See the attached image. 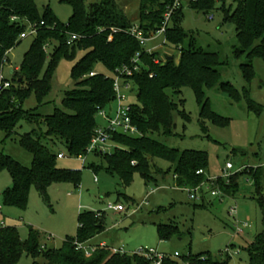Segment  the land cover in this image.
<instances>
[{"label":"trees","instance_id":"obj_1","mask_svg":"<svg viewBox=\"0 0 264 264\" xmlns=\"http://www.w3.org/2000/svg\"><path fill=\"white\" fill-rule=\"evenodd\" d=\"M72 7V15L67 23L57 20L48 5L40 15L34 0H0V72L8 61L7 53L21 40L19 35L28 23L37 25L33 42L23 56L10 79V87L0 93V131L10 137L18 121L22 118L34 123L37 132L20 135V145L32 155L30 167H24L10 156L0 151V172L7 170L11 185L3 191L4 204L25 208L28 193L32 186L38 196L48 202V189L52 184L69 183L78 187L81 181L80 170L64 169L57 166V155L52 146H64L69 157L85 156L86 148L95 129V116L105 109L115 98L113 78L103 74L89 76L95 63L103 64L109 71L115 72L123 66L132 68L131 59L138 52L137 70L127 77L132 85L136 103H131L130 115L140 135L130 136L115 132L112 141L117 144L110 152L95 153L103 158L105 172L118 178L121 186L128 185L134 173H138L146 185L157 184L171 173L173 183L180 188H195L200 183H207V153L196 150H178L169 148L151 137L154 133L173 135L174 122L172 114L178 111V104L167 94L170 89L178 95L183 86L192 88L199 105V118L202 129L204 121L209 120L218 125H226L228 118L215 113L206 97L205 90L217 87L234 101L240 100V93L229 83L221 81L217 67L222 61L217 51L198 47L193 38L180 27L182 4L173 11L170 22L164 32L165 43L179 49L178 59L167 56L164 62L157 52H147L139 42L127 33L134 25L114 0H99L85 5V0H60ZM139 18L136 21L145 37L155 32L162 24L164 13L174 0H138ZM189 6L204 12L214 8L215 0H189ZM224 21L235 26L237 46L236 57H245L240 65L243 76L251 82L255 76L253 60L264 59V0H237L233 10L225 9ZM43 22V24H40ZM117 31L112 33L111 28ZM68 33L80 34L81 38L67 44ZM112 35L108 41V36ZM49 54L45 45L52 46ZM76 49H83L84 55L72 67L71 75L75 87L66 91L61 101L62 109L42 115L37 109L24 111L22 104L32 93L38 104L48 94L51 79L58 61L64 57L73 59ZM183 100H181V103ZM250 110L259 114L262 106L247 98ZM179 114L189 120L184 111ZM154 158L167 161L166 170L152 163ZM93 171L95 167L89 166ZM202 170L198 174L197 171ZM262 172V173H261ZM249 174L253 179V199L261 211L263 229L249 243L246 252L249 264H264V191L262 180L264 167L257 171L236 172L227 180L217 178L210 185L223 195L233 196L239 188V177ZM133 201L131 198H127ZM201 202L197 207H207ZM104 213L96 211L79 212L77 231L74 237H66L59 249H40V233L32 227L28 235L21 239L16 227L0 225V264H18L22 254L33 258H44L52 264H152L137 254L113 252L109 246H96L86 255L77 244H85L105 229ZM177 233L173 223L158 224L159 240H168ZM229 255V254H228ZM180 261L191 264H230L229 256L217 259L209 253L181 257ZM178 259L166 258L161 264H179Z\"/></svg>","mask_w":264,"mask_h":264},{"label":"rangeland","instance_id":"obj_2","mask_svg":"<svg viewBox=\"0 0 264 264\" xmlns=\"http://www.w3.org/2000/svg\"><path fill=\"white\" fill-rule=\"evenodd\" d=\"M99 0H85V5L97 3ZM121 11L132 21L139 18L138 0H114ZM182 1V17L180 27L193 38L194 43L204 50L217 51L221 58V65L217 67L221 81L229 82L239 93L240 100L234 101L217 87L206 89L212 110L218 115L228 118L226 125H218L212 121H204L202 129L199 118V105L191 87L183 86L178 95H173L170 89L167 94L178 104V111L173 112V135L166 136L154 133L152 138L169 148L178 150H196L207 153L209 179L225 178L229 174L238 172L257 171L264 167V59L253 60L255 73L251 82L243 76L240 65L245 63V57H236L234 47L237 46L235 26L224 21L225 9L233 10L237 0H215L214 8L207 13L189 6V0ZM38 13L41 15L46 5L50 7L57 20L67 23L72 15V7L60 0H34ZM208 16H212L211 19ZM26 29V28H25ZM33 42L29 35L19 41L8 53V61L4 64L2 73L10 79L14 70L18 69L24 54ZM52 46L46 48L47 54ZM146 51H155L159 56L168 54L178 59L176 46L165 43L163 34H156L145 41ZM83 49H76L73 59L62 57L53 72L51 87L48 94L38 104L32 93L22 104L24 111L37 109L42 115L53 113L55 109H62L61 101L64 93L75 87L71 69L84 55ZM91 70L96 74L114 77L103 64L95 63ZM127 103H136L134 93L124 91ZM247 98L262 106L261 112L256 114L247 105ZM181 100L183 102L181 103ZM115 107L111 102L104 109ZM179 111H184L189 120H185ZM96 124L104 126L105 121L98 114ZM44 127L38 128L34 123L22 118L18 121L14 133L5 137L0 131V151L10 156L24 167L32 164V155L20 145V135L37 132L40 134ZM60 151L64 157L56 160L58 167L81 171V181L78 187L72 184H52L48 189V202H44L32 186L28 193L25 208L12 204H4L3 191L11 185V177L7 170L0 172V225L16 227L23 240L28 235V228L32 227L40 233V249H59L66 237H74L77 231V216L79 212L100 211L104 213L105 231L85 244L92 248L104 242L110 248L122 249L126 253H133L140 248H154L165 254L179 253L181 257L189 253L196 255L209 253L217 259L229 256L230 264H249L246 249L254 236L262 229L261 211L253 199L254 185L249 174L239 177L238 191L233 195L210 194L212 181L200 183L202 193L194 201L188 197L184 188L176 187L171 173L157 184L147 186L138 173H134L128 185L121 186L118 178L105 172L106 164L102 157L93 154L86 156L88 166L75 157H69L64 146H52ZM227 161L233 164L231 170L225 171ZM155 166L166 170L170 164L162 159L152 160ZM262 173V172H261ZM97 178V181L94 180ZM264 191V178L262 180ZM131 198L133 201L127 199ZM108 202L120 203L125 206L123 212L107 209ZM202 203L207 207H197ZM234 208L232 214L230 209ZM248 226L238 232L243 223ZM173 223L177 233L168 240H159L158 224ZM227 248V249H226ZM228 250V251H227ZM229 254V255H228ZM181 259V258H180ZM180 259H178L180 261ZM38 262L47 263L39 257ZM33 258L22 254L18 264H32Z\"/></svg>","mask_w":264,"mask_h":264},{"label":"built area","instance_id":"obj_3","mask_svg":"<svg viewBox=\"0 0 264 264\" xmlns=\"http://www.w3.org/2000/svg\"><path fill=\"white\" fill-rule=\"evenodd\" d=\"M182 4L181 0H174L173 3L168 7L166 12L164 13V18L162 21L161 26L159 29H157L155 32H151L148 37H145L142 33V30L139 28L137 24L132 25L128 30L127 33L130 34L132 37H134L141 46H144L145 41L148 38H152L156 34H163L166 30V27L168 26L170 22L171 15L174 10H176L180 5ZM209 19L212 18V16H208ZM40 24H43V22H40ZM112 33L116 32V28H111L110 29ZM37 31V25L28 23L27 27L24 31H22L19 35L20 39H23L29 35H34ZM81 38L80 34L76 33H68V39H67V44H72L75 40ZM112 35L110 34L108 36V41L111 40ZM48 45L44 46V49ZM177 52L179 53V49L176 48ZM147 52H152V51H147ZM138 56L139 53L137 52L134 57L131 59L132 68L123 66L120 69H116L114 72V77L113 78V90L115 92V98L113 102H115V107L112 109H109V113H107L104 109H101L98 111V115L101 116V118L104 119L105 125L104 126H98L95 129V133L92 136L89 145L86 148V154L85 156H78L77 158L80 159L83 163H85L86 156L87 155H93L95 153H106L110 152L113 148L117 146L112 139L111 136L113 133L118 132L130 136H137L140 135V132L135 124L132 122V118L130 115V110H131V103L126 102V95L124 91H132V85L128 81L127 77L130 76L133 72V70H137L139 68L137 62H138ZM168 54H164L163 56H159V59H154L155 63L159 62H164L166 60V57ZM96 73L91 71L89 73V76H93ZM11 85L10 81L3 76L2 71L0 72V93L9 88ZM133 92V91H132ZM64 157L63 153H60L57 155V158H62ZM263 162H264V156H263ZM233 168V164L230 161H227L224 167L225 171L231 170ZM243 167L241 166L238 169V172L241 171ZM198 174L202 173V170L197 171ZM232 175L229 174L227 175L224 179L227 180V178ZM217 179V178H216ZM216 179H209L208 182L212 181V183ZM94 180L97 181V178L94 177ZM202 184V183H201ZM202 185L200 184L196 186L195 188H185L188 192V197L190 200L194 201L195 199L198 198L199 194L202 193L203 190H201ZM210 194L212 196H216L218 194H221V192L218 189H211ZM107 209L115 211V212H123L125 210V206L120 204V203H112L108 202L106 205ZM230 212L232 214L235 213L234 208L230 209ZM3 225V224H2ZM248 223H243L241 225V228H237L238 232H242V229L247 227ZM99 246L104 247L107 246L105 243H100ZM78 248H81L84 250L86 255H90L96 248V246L92 248H88L85 246V244H77ZM227 249V248H226ZM113 252H120V253H125L122 249H115L111 248ZM228 251V250H227ZM129 254H137L141 257H143L145 260L150 261L152 264H161L162 261L166 258H171V259H180L181 256L179 253L175 252L174 254H165L162 252L157 251L154 248H149V249H143L140 248L136 252L129 253ZM179 264H191L188 261H180Z\"/></svg>","mask_w":264,"mask_h":264},{"label":"crops","instance_id":"obj_4","mask_svg":"<svg viewBox=\"0 0 264 264\" xmlns=\"http://www.w3.org/2000/svg\"><path fill=\"white\" fill-rule=\"evenodd\" d=\"M57 159H59V158H57ZM82 165H85L86 167L90 168V167L88 166L86 160H85V163H83ZM57 166H58V165H57ZM90 169H91V168H90ZM92 170H93V169H92ZM61 184H64V183H61ZM105 229H106V228H105ZM105 229H104L102 232H104ZM102 232H101V233H102ZM101 233H99V234H101ZM99 234H97L96 236H98ZM96 236H95V237H96ZM95 237H93V238H95ZM93 238H92V239H93ZM90 240H91V239H90ZM90 240H89V241H90ZM89 241H88V242H89ZM86 243H87V242H86ZM86 243H85V244H86ZM101 243H102V242H101ZM103 243H104V242H103Z\"/></svg>","mask_w":264,"mask_h":264},{"label":"water","instance_id":"obj_5","mask_svg":"<svg viewBox=\"0 0 264 264\" xmlns=\"http://www.w3.org/2000/svg\"><path fill=\"white\" fill-rule=\"evenodd\" d=\"M49 264H52L51 262Z\"/></svg>","mask_w":264,"mask_h":264}]
</instances>
